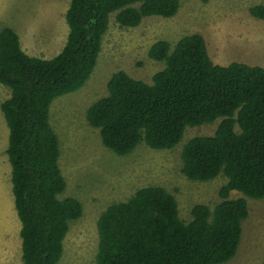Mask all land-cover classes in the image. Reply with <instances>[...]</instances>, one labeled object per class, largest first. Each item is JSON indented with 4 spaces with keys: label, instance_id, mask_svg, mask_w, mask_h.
Segmentation results:
<instances>
[{
    "label": "trees",
    "instance_id": "trees-1",
    "mask_svg": "<svg viewBox=\"0 0 264 264\" xmlns=\"http://www.w3.org/2000/svg\"><path fill=\"white\" fill-rule=\"evenodd\" d=\"M179 6L180 0H70L66 41L51 58L28 55L12 28L0 30V84L11 91L0 109L9 129L6 153L21 224V264H58L69 224L83 213L78 199L61 196L66 180L49 119L52 101L85 85L110 14L121 27H135L148 16L173 17ZM248 10L264 20V4ZM148 55L163 63L151 82L113 73L107 94L87 108V122L105 147L126 155L139 143L172 149L187 127L219 119L212 135L182 145L181 172L194 181L220 174L227 181L218 191L220 202L213 208L194 204L188 221L160 185L109 205L97 219L93 264L226 263L236 255L248 217L245 197L264 198V65L215 63L197 32L179 38L171 51L167 41H155ZM232 191L244 197L230 198Z\"/></svg>",
    "mask_w": 264,
    "mask_h": 264
},
{
    "label": "rangeland",
    "instance_id": "rangeland-1",
    "mask_svg": "<svg viewBox=\"0 0 264 264\" xmlns=\"http://www.w3.org/2000/svg\"><path fill=\"white\" fill-rule=\"evenodd\" d=\"M48 1L12 0L11 6L6 8L0 0V28H15L25 50L32 56L53 57L68 33L66 10L51 6L52 1L59 0ZM258 1L180 0L173 17L148 16L135 27H121L114 13L110 14L91 76L84 86L56 97L50 105V124L60 142L58 164L66 180L61 196L75 197L83 206L82 216L69 224L58 264H93L99 242L97 219L109 205L128 200L142 187L160 185L171 192L183 221L190 219L194 204L203 203L213 208L220 202L218 191L227 181L223 174L209 181H194L181 172L182 145L194 136L212 135L219 119L187 127L181 142L172 149L157 150L139 143L131 153L118 155L102 144L99 130L86 120V110L107 94V82L117 71L150 83L153 74L163 67L161 61L148 55L149 47L158 40L167 41L171 51L179 38L197 32L204 37L215 63L241 61L263 66L264 20L253 17L248 10L259 4ZM8 134L3 117L0 120V235L8 229L10 221L16 226L17 222L20 224L13 193L10 191L7 198L2 195L8 185L11 187V181L6 178L11 168L6 153ZM242 196L238 191L230 193V198ZM245 198L248 217L242 222L238 250L232 259L222 264H261L264 261V198ZM7 199L12 200L11 205Z\"/></svg>",
    "mask_w": 264,
    "mask_h": 264
},
{
    "label": "crops",
    "instance_id": "crops-1",
    "mask_svg": "<svg viewBox=\"0 0 264 264\" xmlns=\"http://www.w3.org/2000/svg\"><path fill=\"white\" fill-rule=\"evenodd\" d=\"M50 1H52V0H49L48 3H50ZM11 2H12V0H3V3L5 4L6 8L11 6ZM67 2H68V0H65L64 2L59 0L56 3H53V1H52V5L51 6H53V7L61 6L60 10L61 9L67 10V8H68ZM263 2H264V0H259L258 1L259 4H264ZM0 27H2V26H0ZM9 28H11V27H9ZM0 30H2V28H0ZM13 30L16 33H18L15 28H13ZM25 30L29 31L30 29H25ZM20 33L24 34V31H20ZM18 37H19L21 48L27 53V51L24 48L23 43L20 40V36L19 35H18ZM66 37L64 39V42L62 43L61 48L63 47V45H64V43L66 41ZM61 48L54 55H56L61 50ZM27 54L31 55L29 53H27ZM10 93H11V91H10L9 88H7V87H5V86L0 84V104H1L2 101H4L5 99L10 97ZM2 115H3V113H2V111L0 109V120L1 121H2V119L4 117ZM7 145H8V143H7ZM6 149H7V146H6ZM5 173L7 174V172H5ZM6 178H7V180L11 181V168H10V170H8V176H6ZM10 191L12 192V183H11V187H10V185H8V189L6 190V193H5L4 190L2 191V195H5V197L7 198L8 195L10 194ZM11 201L12 200L7 199V202H8L9 205H11ZM13 204H14V202H13ZM10 216L12 217L11 213H10ZM20 229H21V224H19V222H17V226H16L15 224H13L10 221L9 225H8V229L6 231L2 232V234L0 235V254H2V255H0V264H21L22 251L20 250L21 249V241L19 240Z\"/></svg>",
    "mask_w": 264,
    "mask_h": 264
}]
</instances>
